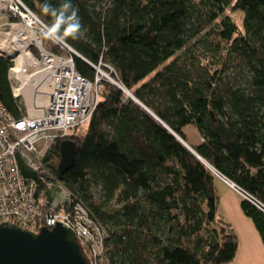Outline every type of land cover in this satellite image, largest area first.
Masks as SVG:
<instances>
[{
	"label": "trees",
	"instance_id": "obj_1",
	"mask_svg": "<svg viewBox=\"0 0 264 264\" xmlns=\"http://www.w3.org/2000/svg\"><path fill=\"white\" fill-rule=\"evenodd\" d=\"M21 1L48 27L51 12L70 3L81 34L63 42L85 60L62 44L49 49L71 55L90 81L99 66L121 86L101 82L86 133L65 136L75 158L61 182L107 231L99 264L233 260L238 236L217 214L219 176L262 205L240 196L264 243V0ZM10 65L0 56V103L19 118ZM189 124L201 138L189 143L198 158L174 136L187 142ZM59 142L45 159L53 175ZM37 181L46 213L51 190Z\"/></svg>",
	"mask_w": 264,
	"mask_h": 264
},
{
	"label": "built area",
	"instance_id": "obj_2",
	"mask_svg": "<svg viewBox=\"0 0 264 264\" xmlns=\"http://www.w3.org/2000/svg\"><path fill=\"white\" fill-rule=\"evenodd\" d=\"M0 19V23L17 31L16 43L25 41L28 50V56L16 60L0 46V56L11 61L8 79L13 96L25 112L15 118L0 103V224L15 223L35 232L41 226L51 228L59 222L76 234L90 255V264H99L107 231L85 204L74 198L70 189L52 174L45 159L54 141L64 139L76 126L88 121L99 100L101 81L92 82L82 76L71 55L45 48L44 40L71 50L64 42L54 43L45 38L49 27L23 1L0 0ZM29 69L32 71L26 74ZM23 74L27 76L24 78ZM22 165L35 175H26ZM219 178L241 198L263 210L259 202L234 182L223 176ZM37 179L46 181L51 190L43 203L50 208L46 213L41 211L42 202L37 196Z\"/></svg>",
	"mask_w": 264,
	"mask_h": 264
},
{
	"label": "water",
	"instance_id": "obj_3",
	"mask_svg": "<svg viewBox=\"0 0 264 264\" xmlns=\"http://www.w3.org/2000/svg\"><path fill=\"white\" fill-rule=\"evenodd\" d=\"M71 52L77 54L74 50ZM77 55L85 60L80 54ZM93 67L98 71L99 66ZM126 93L132 96L130 92L126 91ZM174 136L186 149L197 156L194 149L186 145L183 138L177 134ZM74 150L75 144L71 139L60 140V158L56 170V176L60 180L63 174L73 166ZM0 264H90V262L83 253L76 234L59 222L51 228L41 226L35 232L23 229L15 223L3 222L0 224Z\"/></svg>",
	"mask_w": 264,
	"mask_h": 264
},
{
	"label": "rangeland",
	"instance_id": "obj_4",
	"mask_svg": "<svg viewBox=\"0 0 264 264\" xmlns=\"http://www.w3.org/2000/svg\"><path fill=\"white\" fill-rule=\"evenodd\" d=\"M25 4V3H24ZM229 15L231 19L236 23L240 24L242 14L239 11L233 10L230 6L226 8L225 15ZM46 49H49L50 46L52 47L51 42L45 41L44 44ZM200 49V47H199ZM203 49V48H201ZM8 58V57H7ZM9 59V58H8ZM95 79H99L101 82H112L114 83V78H112V75H110L108 70H105L103 68L97 69L95 68ZM113 80V81H112ZM95 81V80H94ZM92 81V82H94ZM115 85H119L114 83ZM88 121L84 124H80L75 127L74 132H77V134H85L86 133V127H87ZM184 134L187 138L184 140L186 145L190 146V144L198 143V141L201 139L196 127H194L192 124L186 125V128L184 129ZM207 166V164H206ZM209 168V167H208ZM216 191L219 194V206L217 208V214H219V218L221 219V222L228 223V226L230 227V232L233 234L239 233H250V225L253 226L251 219L242 212L241 206H240V198H237V195H232L229 191L225 183L223 181H220L219 179H216ZM94 194L98 196L97 191H94ZM240 197V196H239ZM249 225V226H248ZM254 231V230H253ZM83 253H85L86 257L89 259L90 255L88 251L85 248H82Z\"/></svg>",
	"mask_w": 264,
	"mask_h": 264
},
{
	"label": "clouds",
	"instance_id": "obj_5",
	"mask_svg": "<svg viewBox=\"0 0 264 264\" xmlns=\"http://www.w3.org/2000/svg\"><path fill=\"white\" fill-rule=\"evenodd\" d=\"M43 11L45 13L49 12L47 4L44 6ZM51 15L55 19L51 27L47 28L44 33L46 39L52 40L54 43H62L67 38L77 39L79 37L82 25L79 22L77 10L70 3L62 4L61 9L51 12ZM62 26L63 31H61Z\"/></svg>",
	"mask_w": 264,
	"mask_h": 264
},
{
	"label": "crops",
	"instance_id": "obj_6",
	"mask_svg": "<svg viewBox=\"0 0 264 264\" xmlns=\"http://www.w3.org/2000/svg\"><path fill=\"white\" fill-rule=\"evenodd\" d=\"M220 181H223L219 178ZM228 188V191L233 195L239 194L232 189L225 181H223ZM249 226V225H248ZM250 233H239L238 236V250L234 259L225 264H264V243L261 240V236L253 226L250 225ZM254 230V231H253Z\"/></svg>",
	"mask_w": 264,
	"mask_h": 264
},
{
	"label": "bare ground",
	"instance_id": "obj_7",
	"mask_svg": "<svg viewBox=\"0 0 264 264\" xmlns=\"http://www.w3.org/2000/svg\"><path fill=\"white\" fill-rule=\"evenodd\" d=\"M1 21V19H0ZM0 35L3 37L1 38V48L4 51V53L8 55H14L16 60L24 59L26 56H28V50H27V45L26 42H21L18 41L16 43V39L18 37L17 31L6 24L0 23ZM5 37L7 39V42L4 43ZM16 43V44H15ZM32 70H28L26 74H29ZM26 74L24 75V78L27 76ZM27 90V89H26ZM30 92V89H28L27 94Z\"/></svg>",
	"mask_w": 264,
	"mask_h": 264
}]
</instances>
